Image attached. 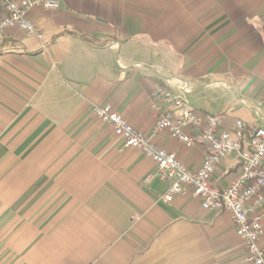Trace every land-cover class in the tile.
I'll return each instance as SVG.
<instances>
[{"label":"crops","instance_id":"crops-1","mask_svg":"<svg viewBox=\"0 0 264 264\" xmlns=\"http://www.w3.org/2000/svg\"><path fill=\"white\" fill-rule=\"evenodd\" d=\"M58 1L30 10L42 39L0 32V264H251L228 211L191 193L165 202L167 184L145 181L154 162L92 107L110 104L199 167L202 146L153 133L155 92L180 78L193 85L185 100L221 114L222 129L251 122L264 92V0ZM239 167L228 155L211 183L227 187Z\"/></svg>","mask_w":264,"mask_h":264},{"label":"built area","instance_id":"built-area-1","mask_svg":"<svg viewBox=\"0 0 264 264\" xmlns=\"http://www.w3.org/2000/svg\"><path fill=\"white\" fill-rule=\"evenodd\" d=\"M34 6L56 9L59 1L0 0V32L16 27L27 36L42 39L41 29L30 17ZM165 84L158 85L155 92L157 113L152 131L165 130L186 146H202L204 158L195 169L187 167L173 152L154 144L110 104L93 106L92 114L111 126L125 147L140 150L154 162L156 169L145 181L155 176L167 184L163 194L165 202H171L176 195L191 193L200 200L204 210L228 211L235 233L244 244L245 260L264 264V252L259 246L264 232V92L254 107L255 118L251 122L236 118L230 128L222 129L221 114L202 115L185 100L184 96L193 91L191 83L172 77ZM188 128L198 132L191 135L186 132ZM230 154L240 162L239 174L227 187L218 188L211 183V176Z\"/></svg>","mask_w":264,"mask_h":264}]
</instances>
